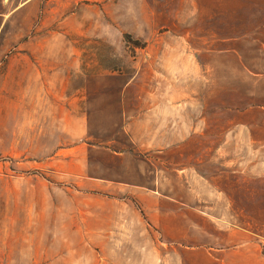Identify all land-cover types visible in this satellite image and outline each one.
<instances>
[{
	"label": "rangeland",
	"instance_id": "374dc122",
	"mask_svg": "<svg viewBox=\"0 0 264 264\" xmlns=\"http://www.w3.org/2000/svg\"><path fill=\"white\" fill-rule=\"evenodd\" d=\"M201 1L0 0V264H210L241 230L264 253V77L207 88L198 137L193 73L169 69ZM147 98L180 110L164 151H140L125 127ZM83 142L96 147L76 176L60 162ZM135 185L168 196L163 216Z\"/></svg>",
	"mask_w": 264,
	"mask_h": 264
},
{
	"label": "crops",
	"instance_id": "0c3cea01",
	"mask_svg": "<svg viewBox=\"0 0 264 264\" xmlns=\"http://www.w3.org/2000/svg\"><path fill=\"white\" fill-rule=\"evenodd\" d=\"M199 6V1L196 3ZM207 6V11L196 10L195 15V34L193 39L184 37L180 40L178 56L174 61H178V67H169L170 70L180 72H192L194 79V109H195V136H202V121L204 119V104L206 103V89L221 88H243L249 85L251 74L259 77L260 81L264 77V0H206L201 1V7ZM204 11V12H203ZM175 65V64H174ZM217 73H226L221 83ZM205 89V90H204ZM205 94V96H204ZM211 106L214 104L213 96H209ZM205 98V102H204ZM138 99H140L138 97ZM141 100H144L141 97ZM170 102V100L168 101ZM216 102V101H215ZM143 102L141 101L140 104ZM167 103V102H166ZM146 106H142L138 113L126 120V130L131 139L140 151H147L151 148H158L164 151L171 145V136L179 135L180 129H172L171 121L180 118V110L172 112L170 106L162 108L160 112L152 106L147 98ZM78 130L75 131L67 126L71 137L83 138L86 135L88 121L80 116L77 119ZM158 136L157 140L153 139ZM96 145L88 143H78L63 148L69 155L76 154L74 159L62 158L60 164L69 173H72V164H78L79 170L76 176L88 175L91 153ZM62 149V150H63ZM124 151H115L116 155H123ZM76 158V159H75ZM89 177V176H88ZM98 191L105 190L106 185L99 183L97 178L89 177ZM88 179V180H89ZM89 181L82 178L78 184H87ZM136 200H141L143 206L147 200H153L152 210H158V217L164 214V196L156 190H147L143 186L135 185L131 189ZM4 193L10 196V187L3 188ZM168 197V196H165ZM101 209V208H100ZM161 213V215H160ZM106 216V214H102ZM74 230L87 232H106V224L94 225L74 224ZM246 232V233H245ZM238 234V235H237ZM227 236V243L222 247L212 246L210 264H264V253L262 246L254 245L250 239L249 231H236ZM185 248L186 244L178 242ZM200 248V247H197ZM75 261V257L70 259ZM179 264H186L183 256L178 257Z\"/></svg>",
	"mask_w": 264,
	"mask_h": 264
}]
</instances>
